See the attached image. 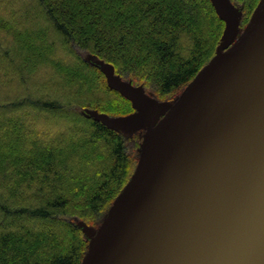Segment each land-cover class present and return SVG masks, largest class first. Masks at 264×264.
Masks as SVG:
<instances>
[{
  "label": "trees",
  "instance_id": "trees-1",
  "mask_svg": "<svg viewBox=\"0 0 264 264\" xmlns=\"http://www.w3.org/2000/svg\"><path fill=\"white\" fill-rule=\"evenodd\" d=\"M259 1L229 0L241 7L237 35ZM2 2L0 264H82L87 237L74 218L104 216L131 175L138 141L86 111L126 112L130 102L79 52L171 96L214 56L224 22L211 0Z\"/></svg>",
  "mask_w": 264,
  "mask_h": 264
},
{
  "label": "water",
  "instance_id": "water-1",
  "mask_svg": "<svg viewBox=\"0 0 264 264\" xmlns=\"http://www.w3.org/2000/svg\"><path fill=\"white\" fill-rule=\"evenodd\" d=\"M221 1L234 23L223 45L238 18ZM251 16L151 131L88 264H264V0ZM136 94L139 112L107 126L152 125L159 109Z\"/></svg>",
  "mask_w": 264,
  "mask_h": 264
},
{
  "label": "rangeland",
  "instance_id": "rangeland-1",
  "mask_svg": "<svg viewBox=\"0 0 264 264\" xmlns=\"http://www.w3.org/2000/svg\"><path fill=\"white\" fill-rule=\"evenodd\" d=\"M27 1L28 0H3L2 6L12 7V6L20 5L22 2L27 3ZM215 1H216L217 5L220 7L219 12L223 16L224 31L228 29V34H227V36L224 35L223 39L220 41V43L217 46L216 53L211 58V60L208 61L207 64H205L202 67V69L199 71V73L202 72V70L204 68H206V66L212 61V59L216 55L228 53L239 42L243 32L245 31V28H244V30L239 35L236 34V36H234V38L231 39L232 41H230L228 44L221 45V43L223 41L228 40L233 35L234 23L231 19L230 11L226 7H224L222 1L221 0H215ZM227 1L229 2V0H227ZM12 3H14V5H12ZM228 4H229L230 8L232 9V11L236 14V16L238 18V25H239V20H240V15H241L240 10H239V8H241L240 4H237L236 6L232 5L230 2ZM25 22H24L25 25H23V26L27 27L26 26L27 23H25ZM237 33H238V31H237ZM58 40H59V38H58ZM60 54L63 57H65V55L69 54V50L64 48V47H61L60 48ZM79 54L81 56H83L85 60L90 61L92 64H97L99 70L102 72V74L105 78L104 80L106 81L107 85L116 89L123 97H125L130 102V105H129V103H126L125 109L128 110L126 112H123L124 109L113 111V112H111V111L104 112V111L96 109V108L88 107L86 109V111L87 112L89 111L91 115H93L94 117H98L100 120L104 121L107 124H112V125L118 124L119 122H117V121L119 119L139 112V110L137 109V103H138V97L136 94L137 92H139V94L141 95V98L143 99L144 102L151 104L153 106H156L160 111L158 118L152 123L151 126L149 125V121H150V118H149V119L141 120L135 126L125 127V128L118 127L117 129H115V130H119L121 133H123L124 135H126L128 137H131V136L133 137L136 135L137 141H138L137 145H136L137 160H136V163L132 169V172H131V175H130L128 181L126 182V184L124 185L122 190L119 192V194L114 197V199L111 201L109 206L106 208V210L104 212L105 213L104 216L100 217L97 221H94V222L86 221L83 218H78V217L74 218L76 223L80 222V224L83 228V233H84V235L86 234V237H87L85 258L83 259L82 264H88L89 260L91 259L92 255L94 253L95 243L98 241V239L101 236L104 228L109 223L111 216L113 214V211L116 208V205L118 204V202L121 199V197L123 196V194H125V192L128 190V188L131 186V184L133 183V180L135 179L134 177L136 175V172L138 171V167L140 166V164L144 158V155L150 146L151 131L154 132L157 130L160 122L172 110V108L179 102V100L181 99V97L183 96L185 91L188 89V87L192 84V82L195 79H193L186 86V88H184V90L180 92V94H172L171 96H165V95L161 96L154 89L149 88V89H146L147 91L146 90L143 91L139 86H135L132 83H130L129 81L122 79L121 77L116 76L114 73L113 67L108 65L107 63H105L103 60H100L99 58H95L93 56H88L87 54H85L83 52H79ZM199 73H198V75H199ZM42 74H43V76H45V75L50 76L52 74V71H51V69L46 68V69H43ZM143 113L144 114H154L152 111H146ZM10 133H12V132H10Z\"/></svg>",
  "mask_w": 264,
  "mask_h": 264
}]
</instances>
